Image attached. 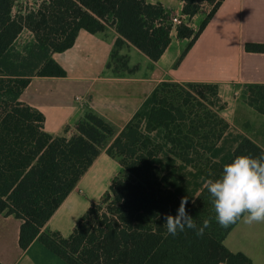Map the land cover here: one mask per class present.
<instances>
[{"label": "trees", "instance_id": "1", "mask_svg": "<svg viewBox=\"0 0 264 264\" xmlns=\"http://www.w3.org/2000/svg\"><path fill=\"white\" fill-rule=\"evenodd\" d=\"M182 1L187 20L202 4L211 8L196 30L186 21L176 26L177 37L188 40L179 60L223 2ZM28 2L0 0V213L21 219L20 248L38 239L67 264H252L247 255L225 246L237 223L227 228L217 223L204 183L220 178L235 157L259 156L264 149L228 132L230 124L220 114L224 105L215 109L214 102L204 103L209 93L219 98L218 84L164 80L118 134L87 111L63 134L52 135L44 129L43 113L20 99L32 77L66 75L52 54L70 48L80 29L99 34L115 27L119 38L106 65L112 74H119V62L127 74L138 68L119 55L127 43L157 61L171 42V11L147 0ZM24 30L33 40L18 49ZM245 50L264 53V44L247 43ZM243 96L264 115V84H248ZM103 151L119 164L108 189L90 203L69 236L42 232ZM184 198L198 228L210 221L202 236L188 228L175 236L167 232L164 216H176Z\"/></svg>", "mask_w": 264, "mask_h": 264}, {"label": "crops", "instance_id": "2", "mask_svg": "<svg viewBox=\"0 0 264 264\" xmlns=\"http://www.w3.org/2000/svg\"><path fill=\"white\" fill-rule=\"evenodd\" d=\"M147 2L161 3L171 14H181L183 6L182 0ZM210 8L202 4L199 12L186 19V23L196 30L195 20L203 12L208 13ZM117 38L119 34L114 26L99 34L80 29L70 48L52 54V58L65 69L66 75L31 78L20 99L43 113L44 129L48 133L61 135L66 126L72 125L87 111H92L118 134L153 89L164 80L215 83L219 85V96L225 98L228 94H242L248 84H264V53L245 50L247 43L264 44V0H223L180 60L188 40L178 38L175 29L171 32L170 44L157 61H151L131 44H124L119 54L127 56L129 66L137 65L134 74H112L106 68ZM76 97L81 100H76ZM240 108L244 115L251 112L252 107L244 100ZM241 119L248 123L247 118ZM227 121L231 128L233 124ZM244 134L264 149V143L258 138L247 132ZM118 169V162L105 151L101 152L44 225L42 232L59 231L64 237L69 236L78 221L77 218L72 220L74 211L71 208L78 205V200L73 197L75 191L80 192L81 184L89 187L97 197L91 202H96L105 191L98 194L103 189L101 185L106 173L111 175L109 186ZM21 222L12 214L0 213V263L67 264L38 239L27 249H21L18 243ZM68 222H72L69 234L64 230ZM224 244L232 252L247 255L252 264H264V223L248 225L238 221L224 238Z\"/></svg>", "mask_w": 264, "mask_h": 264}, {"label": "clouds", "instance_id": "3", "mask_svg": "<svg viewBox=\"0 0 264 264\" xmlns=\"http://www.w3.org/2000/svg\"><path fill=\"white\" fill-rule=\"evenodd\" d=\"M204 187L213 198L215 218L221 227L227 228L241 220L248 225L264 223V153L235 157L223 167L220 178L206 180ZM186 204L187 198H184L176 216H164L167 232L175 236L188 228L202 236L210 221L204 220L198 228L187 214Z\"/></svg>", "mask_w": 264, "mask_h": 264}, {"label": "rangeland", "instance_id": "4", "mask_svg": "<svg viewBox=\"0 0 264 264\" xmlns=\"http://www.w3.org/2000/svg\"><path fill=\"white\" fill-rule=\"evenodd\" d=\"M24 6L28 5L27 4V0H20ZM29 4H32V0H30V2H28ZM206 12H203V14L200 16L199 19L195 20V28L197 29L201 23V21L204 19V17L206 16ZM33 40V36L32 34L28 31V30H24L18 37V39L16 40V46L18 49H22L25 45L29 44L31 41ZM119 55H123V54H119ZM126 61V59H125ZM118 64V68L117 70L119 71V74H127L126 70L123 69L120 66V62L117 63ZM133 67V66H131ZM220 94V92H219ZM208 100H204V103L211 107L210 103H215L214 107L215 109H218L219 106L224 105L223 110L220 112V114H222V117H224L225 119L229 120L233 125H232V130L231 128L228 130V132L230 134H232L233 136H237V135H243L245 136L244 132H247L250 136H254L256 138H258L259 142L264 143V118H262L263 115L259 114L258 112H256L254 109L251 108V112L246 114H242V110H241V103L245 100L243 93L242 94H238V95H234V94H228L225 97H220L217 99L215 97H212L211 94H207ZM237 97V98H236ZM237 105V107H235ZM241 117H245L248 120V123L244 122L245 120L241 119ZM237 126V128L235 126ZM259 134V135H258ZM228 139H230V137H227ZM160 140V139H159ZM230 144V142L228 143ZM162 161H163V165L166 166L167 165V158L166 156H162ZM179 166V162H176L175 167L177 168ZM169 168H165L163 170V174L166 172H168ZM108 176V177H107ZM110 174L108 175V173H106L104 182L102 183V187L103 189H100V191L98 192L101 193L103 190H107L108 188V180H110ZM188 179L191 180V177H189ZM80 186H82L80 192H78V190L75 191V193L73 194L74 198L76 200H78V205L75 208H71L72 211H74V215H72V220L77 218L76 221L80 218V216L87 210V208L89 207L90 203L92 200H95L96 194L93 195V193H91L90 188L88 187H83V185L81 184ZM104 191V192H105ZM103 192V193H104ZM102 193V194H103ZM100 198V197H99ZM99 198L96 200L98 201ZM74 221V222H76ZM72 222H68L66 223V228L64 230H66L67 234H69V232H71V226ZM75 224V223H74Z\"/></svg>", "mask_w": 264, "mask_h": 264}, {"label": "built area", "instance_id": "5", "mask_svg": "<svg viewBox=\"0 0 264 264\" xmlns=\"http://www.w3.org/2000/svg\"><path fill=\"white\" fill-rule=\"evenodd\" d=\"M185 21H186V17L182 14H171L170 16V22L172 25V29H175L178 24H180L181 22H185ZM76 100H81V98L76 97Z\"/></svg>", "mask_w": 264, "mask_h": 264}]
</instances>
